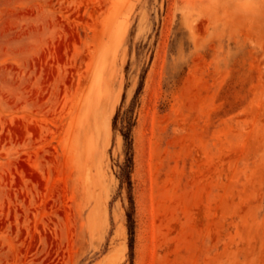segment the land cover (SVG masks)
Returning <instances> with one entry per match:
<instances>
[{
  "label": "rangeland",
  "instance_id": "rangeland-1",
  "mask_svg": "<svg viewBox=\"0 0 264 264\" xmlns=\"http://www.w3.org/2000/svg\"><path fill=\"white\" fill-rule=\"evenodd\" d=\"M0 264H264V0H0Z\"/></svg>",
  "mask_w": 264,
  "mask_h": 264
},
{
  "label": "trees",
  "instance_id": "trees-1",
  "mask_svg": "<svg viewBox=\"0 0 264 264\" xmlns=\"http://www.w3.org/2000/svg\"><path fill=\"white\" fill-rule=\"evenodd\" d=\"M118 113H116L115 118L117 117ZM121 133L124 139V149H125V155L124 160L120 166L118 177L120 179V185H124L129 193V202L131 204V208L133 209V201H132V195H131V172L133 167V157H132V141L130 137V124L127 128H122ZM128 220L133 222V213L132 211L127 215ZM131 234H134V227H131Z\"/></svg>",
  "mask_w": 264,
  "mask_h": 264
},
{
  "label": "bare ground",
  "instance_id": "bare-ground-1",
  "mask_svg": "<svg viewBox=\"0 0 264 264\" xmlns=\"http://www.w3.org/2000/svg\"><path fill=\"white\" fill-rule=\"evenodd\" d=\"M95 96V95H94ZM89 100L90 99H87V98H85V102H86V105H85V107H86V109H85V112L83 113V117L82 118H84V120L86 121V122H90L91 123V120H93V119H95L96 118V115H95V112H96V110L94 109V107H93V104L91 103V102H89ZM101 100H103V99H101ZM100 100V101H101ZM101 103H102V101H101ZM104 105V104H103ZM105 108V107H104ZM104 117V116H103ZM89 123V127H90V125H92V124H90ZM75 128V127H74ZM90 129V128H89ZM77 130V129H76ZM73 131V130H72ZM75 132V131H74ZM77 132V131H76ZM78 133V132H77ZM72 135H74V133L72 134ZM71 135V136H72ZM74 137V136H73ZM83 137V136H82ZM80 138V137H79ZM85 138V137H84ZM81 139V138H80ZM86 142V141H85ZM88 142V141H87ZM92 142V141H91ZM84 144V143H83ZM92 144V143H91ZM84 146V145H83ZM89 148H90V146H89ZM88 148V149H89ZM91 149V148H90ZM84 150V149H83ZM85 152V151H84Z\"/></svg>",
  "mask_w": 264,
  "mask_h": 264
}]
</instances>
